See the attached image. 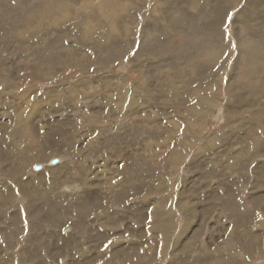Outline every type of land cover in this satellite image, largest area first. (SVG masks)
<instances>
[{
    "label": "rangeland",
    "instance_id": "374dc122",
    "mask_svg": "<svg viewBox=\"0 0 264 264\" xmlns=\"http://www.w3.org/2000/svg\"><path fill=\"white\" fill-rule=\"evenodd\" d=\"M0 99V264H264V0H0Z\"/></svg>",
    "mask_w": 264,
    "mask_h": 264
},
{
    "label": "bare ground",
    "instance_id": "6f19581e",
    "mask_svg": "<svg viewBox=\"0 0 264 264\" xmlns=\"http://www.w3.org/2000/svg\"><path fill=\"white\" fill-rule=\"evenodd\" d=\"M124 89V88H123ZM122 89V90H123ZM27 90H25V91H23L24 93L26 92ZM18 93H17V91H14L13 93H12V95L11 96H15V95H17ZM56 97H57V95H56ZM15 99V98H14ZM45 99V98H44ZM43 99V101H45ZM19 100H21V103H23V105H26V102L28 103V101H27V94L25 93V98L24 99H19ZM4 100L3 99H0V104L1 105H3L4 103ZM43 103V102H42ZM34 106V105H33ZM36 106H37V104H36ZM42 108V107H41ZM43 111V110H42ZM86 118V117H85ZM95 120V119H94ZM132 136H134V134L132 135ZM33 137H35V136H33ZM92 142H93V140H88L87 141V143H86V145H83V146H85V149H86V146H88L89 145V148H88V150H90V145L92 144ZM83 144V143H82ZM83 150V149H82ZM85 151V150H84ZM86 151H87V149H86ZM4 154V153H3ZM21 156V155H20ZM16 157V156H15ZM17 159H18V157H17ZM18 162H21V160H19L18 159ZM117 166V165H116ZM102 167L103 166H100V168L102 169ZM103 169L104 170H106V172H107V166L105 165V167H103ZM103 169H102V171H103ZM91 176V175H90ZM106 176V180H105V182L104 183H102V186L100 185V188H103V187H105V186H107V184H109V183H111L112 181H113V179H112V177L109 175V174H106L105 175ZM116 178V177H115ZM36 179H38V178H36ZM51 180V179H50ZM144 180V179H143ZM146 180V179H145ZM89 181V180H88ZM93 184L94 183H90V182H87V185H88V187H93ZM99 185V184H98ZM110 185H112V184H110ZM144 186V185H143ZM5 190H6V195L5 196H7V193H10L11 194V191H10V188H9V186L8 187H5ZM141 190L142 189H140L139 191H138V193H139V195H141L142 193H141ZM147 194V193H146ZM149 195V194H148ZM139 197H141V196H139ZM120 198V197H119ZM52 211H57L59 214H58V216L56 217L57 219H58V217H60L59 215H60V212L55 208V209H51ZM47 211H49V210H47ZM44 212H46V211H44ZM43 216H45V217H47V214H43ZM167 223V222H166ZM14 228H16L15 226H14ZM65 243H66V241H65ZM54 246V245H53ZM58 247V246H57ZM53 248H55L56 250L58 249V248H56L55 246L54 247H52V251H54L53 250ZM64 250H65V248H64ZM51 251V252H52ZM253 251V250H252ZM116 254V253H115ZM250 254H252V253H250ZM256 254H258V252L257 251H255L254 253H253V255L255 256ZM120 255H122V254H120ZM253 257V256H252ZM86 258V257H85ZM85 258H83V259H85ZM92 258V257H91ZM70 260H71V258H70ZM72 260H73V258H72ZM72 260L70 261V263L69 264H75V263H72ZM82 260V259H81ZM34 261V260H33ZM74 261V260H73ZM86 261V260H85ZM232 262H234V261H229L228 262V264H232ZM76 264H81V263H79V262H77Z\"/></svg>",
    "mask_w": 264,
    "mask_h": 264
},
{
    "label": "water",
    "instance_id": "95a60500",
    "mask_svg": "<svg viewBox=\"0 0 264 264\" xmlns=\"http://www.w3.org/2000/svg\"><path fill=\"white\" fill-rule=\"evenodd\" d=\"M59 163H61V160L59 158H53V159H51V161L49 162L48 165L51 166V167H53V166L58 165ZM41 168H42L41 165H36L35 168H34V170L35 171H39Z\"/></svg>",
    "mask_w": 264,
    "mask_h": 264
}]
</instances>
